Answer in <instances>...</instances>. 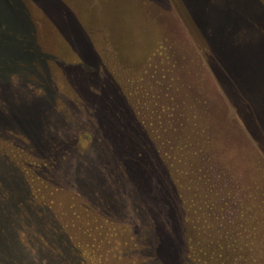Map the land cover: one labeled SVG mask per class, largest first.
I'll return each mask as SVG.
<instances>
[{"label": "rangeland", "instance_id": "1", "mask_svg": "<svg viewBox=\"0 0 264 264\" xmlns=\"http://www.w3.org/2000/svg\"><path fill=\"white\" fill-rule=\"evenodd\" d=\"M0 107V153L34 173L30 110L83 117L112 156L79 136L74 195L36 184L58 232L0 211V264H264V0H0Z\"/></svg>", "mask_w": 264, "mask_h": 264}, {"label": "trees", "instance_id": "2", "mask_svg": "<svg viewBox=\"0 0 264 264\" xmlns=\"http://www.w3.org/2000/svg\"><path fill=\"white\" fill-rule=\"evenodd\" d=\"M37 106L40 107V103L34 102L32 108H35ZM20 110L21 112H23L24 110L26 111V108L21 106ZM102 110L105 111L104 108ZM1 114L2 113L0 112V126L7 127L1 130H4V132H6L8 129H10V122L4 121L3 116ZM29 114L31 115V117H34L29 119V121L34 120L33 121L34 126L35 124L38 125V129L35 132V137H36L35 143L36 144L38 143L39 150L37 151L38 155H35L37 157L33 159L37 160V158H44L46 160V164L40 163L37 167H35V173H34L32 170H30L32 168L27 169V167L20 164V162H16L8 158L7 156H3V153H0V211L5 210L7 207L8 208L12 207L11 213L12 215H14L15 214V212H13L14 207H17L18 210H20V214H15V215L18 216V219L22 223H24L23 224L25 225L24 228H26L27 223H28V228L32 225V221L30 220H34V221L38 220L40 223L42 221L47 223L49 222L48 228L55 229L54 226L51 224L50 220H46L40 214V212L38 213L33 212L32 205L35 203L34 199H36L37 197L36 184L41 186L40 189H42L44 186L47 185L48 187L53 189L55 192H58L63 197H71V195L68 194L74 195V193L71 192V189L74 186L73 184L75 183L74 181L76 179L78 180L81 179L82 172L84 171L83 166L86 165V163L83 161L81 157L82 153H78V151L76 150L77 149L76 142L79 136L84 138L86 140V143L91 144L90 150L93 151L91 153V157L94 158L95 161L110 160L112 156L107 155L104 152L105 145H103V143H100V141L103 140L105 136L100 129L98 130H100L102 133L96 131V135L98 136V138L95 137V132L92 128L82 129L86 123L83 117L80 118V121L69 123L68 121L65 122V120L62 118H61L62 121H60L58 120L57 116H54L51 120V123H49L48 126H46L43 124L44 122L42 121V117L40 118L41 111L36 116L33 114L31 110ZM14 115L18 120L12 122L19 123L24 127L25 125L23 122L25 120L22 122V120L20 121L21 118L18 114L15 113ZM39 122H40V127H39ZM53 123H55L56 126H54ZM95 140L97 141L95 142ZM105 140L109 141V139L106 137ZM33 153H34L33 151H29L28 157ZM118 153L122 154L120 151H118ZM118 158L121 159L118 160ZM118 158H116V160L111 165L113 166V170L115 173H123L124 171L127 170L129 171V176L132 177L134 181H136V177L133 172L135 171V169L130 168V164H132L137 169L136 174L137 175L140 174L141 184H143L142 187L146 189V187L148 188L149 185H152L151 180L145 179L146 171L145 173L141 172L142 170L141 164L139 167H136L131 162H127L126 165H124L125 157L122 155L121 157ZM94 159L92 160L94 161ZM36 162L38 163V161ZM82 162H84V164ZM28 167L30 166L28 165ZM137 189L138 187L135 188V190ZM135 190H133V192H135ZM139 190L141 191V189ZM38 191H39V187L37 188V192ZM133 192L130 191L131 194H133ZM10 199L11 201H8ZM110 200L112 204H114L116 207H119V200H117L116 197H110ZM31 215H34V217ZM2 218H4V220L2 221L3 226L2 225L1 226L3 228L10 227L11 225L10 216L6 214ZM56 231H57L56 229L53 230V232ZM28 235H21V236L22 238L23 237L28 238ZM5 237H11V233L8 231V229L7 232L0 230V248L5 246L4 244ZM59 241H60V246L62 248L60 252L64 250L66 251V247L71 249V244H72L71 241L68 242L64 237H62V239ZM6 248L7 247H4V249ZM51 249L55 250L53 247H51ZM10 251L16 257L22 254V252L17 250L16 248L13 249L11 247ZM35 262L37 263L36 260L33 261L34 264Z\"/></svg>", "mask_w": 264, "mask_h": 264}]
</instances>
